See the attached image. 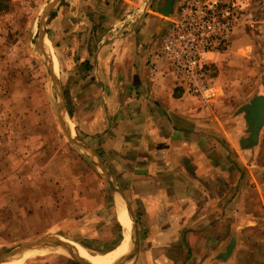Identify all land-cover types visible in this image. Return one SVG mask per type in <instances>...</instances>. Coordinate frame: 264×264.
<instances>
[{
  "label": "crops",
  "instance_id": "crops-1",
  "mask_svg": "<svg viewBox=\"0 0 264 264\" xmlns=\"http://www.w3.org/2000/svg\"><path fill=\"white\" fill-rule=\"evenodd\" d=\"M117 1L64 0L42 39L56 52L67 117L137 221L138 252L127 263L242 264L244 236L260 232L257 211H243L257 195L242 188L248 174L259 188L251 160L258 132L243 130L242 114L223 119L218 102L211 103L217 99L189 94L161 62L162 36L183 0H126L129 8ZM119 6L128 8L124 19L116 18ZM117 206L126 233L124 212L132 229L133 220L122 202ZM83 247L74 245V252L88 253ZM38 264L80 263L62 253Z\"/></svg>",
  "mask_w": 264,
  "mask_h": 264
},
{
  "label": "rangeland",
  "instance_id": "rangeland-1",
  "mask_svg": "<svg viewBox=\"0 0 264 264\" xmlns=\"http://www.w3.org/2000/svg\"><path fill=\"white\" fill-rule=\"evenodd\" d=\"M63 1L0 0V257L50 236L73 246L84 244L89 254H103L123 236L101 167L62 125L63 74L52 45L41 42L40 22L46 26ZM245 1L241 20L210 62L208 75L219 88V97L211 103L218 102L221 117L242 114L243 130L257 127L253 131L259 142L251 160L256 161L254 177L260 184L255 191L248 174L242 188L247 196L257 195L247 200L243 211H257L260 232L246 233L239 259L242 264H264V102L257 104L260 95L264 97V0ZM119 2L129 8L126 0ZM128 8L119 6L116 18L124 19ZM259 105L263 113L254 114ZM65 118L71 137L86 143L74 121ZM243 223L249 224L245 219Z\"/></svg>",
  "mask_w": 264,
  "mask_h": 264
},
{
  "label": "built area",
  "instance_id": "built-area-1",
  "mask_svg": "<svg viewBox=\"0 0 264 264\" xmlns=\"http://www.w3.org/2000/svg\"><path fill=\"white\" fill-rule=\"evenodd\" d=\"M247 1L183 0L160 43V60L189 94L208 102L219 88L208 66L238 26Z\"/></svg>",
  "mask_w": 264,
  "mask_h": 264
},
{
  "label": "water",
  "instance_id": "water-1",
  "mask_svg": "<svg viewBox=\"0 0 264 264\" xmlns=\"http://www.w3.org/2000/svg\"><path fill=\"white\" fill-rule=\"evenodd\" d=\"M54 4V3H53ZM53 4L50 5L45 13H44V17L45 18L48 13L50 12V10L52 9L53 7ZM40 26H42L41 28V33H40V37H41V42L44 43L43 39H42V32H43V26H44V22H43V19L42 21L40 22ZM59 97H60V105H61V109L63 111L62 113V125H63V128L64 130L66 131V133L69 135L70 139L77 145H79L80 147H82L83 149H85L86 151H88L92 157L95 158L97 164L99 165V167H101L103 173H104V176L106 178V181L109 185V188L111 190V193L112 195L114 196V200H115V206H116V213L118 212V202H122L126 209L130 212V215L132 217V220H133V232H134V239H133V249L132 251L129 253V255L126 256L125 260L123 261V263H127V262H130L133 260V258L136 256L137 252H138V233H137V221L135 219V216L132 212V209H131V206L129 204V202L127 201V199L124 197V195L122 194V192L120 191V189L117 187V185H115L114 181L112 180L109 172L106 170L103 162L101 161V159L99 158V156L88 146L87 143L79 140L78 138H72L71 137V131L70 129L67 128L66 124H65V121L64 119L66 120V109H65V105H64V100H63V93H62V87L61 85L59 84ZM67 122V121H66ZM118 214V213H117ZM118 217V216H117ZM119 220V219H118ZM120 222V225L122 226L123 228V236H124V227L121 223V221L119 220ZM49 245H58L61 247V251L65 252L67 255H69L71 258H73L75 261H77L78 263L80 264H90L87 260L81 258L80 256H78L74 250H73V245H71L70 243L66 242V241H62L60 240L59 238H56V237H45L39 241H36L34 243H30V244H27V245H23L21 247H19L18 249L14 250L13 252H11L10 254L8 255H5V256H1L0 257V264L2 263H5L7 260L15 257V256H18V255H22L25 253V251H29V250H32V249H35V248H43L45 246H49Z\"/></svg>",
  "mask_w": 264,
  "mask_h": 264
},
{
  "label": "bare ground",
  "instance_id": "bare-ground-1",
  "mask_svg": "<svg viewBox=\"0 0 264 264\" xmlns=\"http://www.w3.org/2000/svg\"><path fill=\"white\" fill-rule=\"evenodd\" d=\"M48 61V60H47ZM125 222L127 224V230L125 233L124 238L121 240V242L114 248L113 250L103 254V255H97L92 256L85 251L77 250V255L82 257L83 259L87 260L90 264H128L123 263L126 256L129 255V253L133 249V229H132V221L127 213V211L124 212ZM61 247L58 245H49L45 246L43 248H35L32 249L31 252H25L22 255H18L13 257L14 260H11L10 262H5L2 264H24L27 260L35 258V257H43L49 254H55L56 252L60 251ZM74 250V249H73ZM30 251V250H29ZM11 258V259H13Z\"/></svg>",
  "mask_w": 264,
  "mask_h": 264
},
{
  "label": "trees",
  "instance_id": "trees-1",
  "mask_svg": "<svg viewBox=\"0 0 264 264\" xmlns=\"http://www.w3.org/2000/svg\"><path fill=\"white\" fill-rule=\"evenodd\" d=\"M259 110V109H258ZM262 110H263V108H262ZM258 112V111H257ZM259 112H260V110H259ZM257 117V116H256ZM258 119H261V117H257ZM251 121H252V119H251ZM249 122H250V120H249ZM251 123V122H250ZM255 128V129H254ZM254 128H252V130H256L257 129V127H254ZM119 233H120V230H119ZM121 235L119 234V237H118V239H117V241H115V243H113V245L111 246L112 248H113V246H115L116 244H118L120 241H121ZM110 247V248H111Z\"/></svg>",
  "mask_w": 264,
  "mask_h": 264
}]
</instances>
